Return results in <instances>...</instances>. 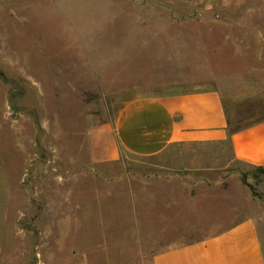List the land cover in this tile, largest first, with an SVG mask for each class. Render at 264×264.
<instances>
[{"label": "rangeland", "instance_id": "374dc122", "mask_svg": "<svg viewBox=\"0 0 264 264\" xmlns=\"http://www.w3.org/2000/svg\"><path fill=\"white\" fill-rule=\"evenodd\" d=\"M209 90L231 132L264 121V0H0V264H150L204 233L168 237L163 163L95 164L88 132L130 101ZM228 176L223 204L244 189L264 211L262 172Z\"/></svg>", "mask_w": 264, "mask_h": 264}, {"label": "crops", "instance_id": "0c3cea01", "mask_svg": "<svg viewBox=\"0 0 264 264\" xmlns=\"http://www.w3.org/2000/svg\"><path fill=\"white\" fill-rule=\"evenodd\" d=\"M88 142L95 164L118 163L124 156L163 163L159 168L167 171L165 186L173 199L162 216L174 224L167 233H179L167 236L180 239L205 231L193 241L155 251L150 264H264L260 204L244 189H239L240 205L222 203L233 198L230 177H222L230 165L264 169V121L231 132L217 91L171 93L130 101L113 124L90 130ZM214 174L219 176L214 182L192 178ZM191 187L201 194L194 195ZM228 218V224L218 226Z\"/></svg>", "mask_w": 264, "mask_h": 264}, {"label": "trees", "instance_id": "16d2710c", "mask_svg": "<svg viewBox=\"0 0 264 264\" xmlns=\"http://www.w3.org/2000/svg\"><path fill=\"white\" fill-rule=\"evenodd\" d=\"M257 170L260 171V172H262L264 174V169L258 168Z\"/></svg>", "mask_w": 264, "mask_h": 264}]
</instances>
